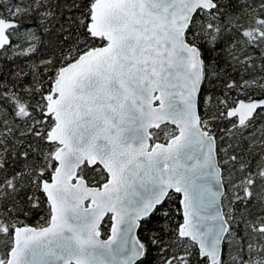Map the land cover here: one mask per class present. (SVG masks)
<instances>
[{"label": "snow or ice", "instance_id": "obj_1", "mask_svg": "<svg viewBox=\"0 0 264 264\" xmlns=\"http://www.w3.org/2000/svg\"><path fill=\"white\" fill-rule=\"evenodd\" d=\"M0 264H264V0H0Z\"/></svg>", "mask_w": 264, "mask_h": 264}, {"label": "trees", "instance_id": "obj_2", "mask_svg": "<svg viewBox=\"0 0 264 264\" xmlns=\"http://www.w3.org/2000/svg\"><path fill=\"white\" fill-rule=\"evenodd\" d=\"M37 219H38V217H37ZM31 222H33V223H34V222H35V220H33V221H31Z\"/></svg>", "mask_w": 264, "mask_h": 264}]
</instances>
